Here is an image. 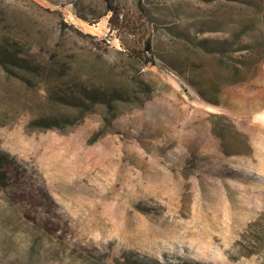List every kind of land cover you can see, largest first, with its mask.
Wrapping results in <instances>:
<instances>
[{
  "label": "rangeland",
  "instance_id": "374dc122",
  "mask_svg": "<svg viewBox=\"0 0 264 264\" xmlns=\"http://www.w3.org/2000/svg\"><path fill=\"white\" fill-rule=\"evenodd\" d=\"M0 50L41 65L0 61V264H264V163L232 114L264 77V0H0ZM71 83L121 100L83 112Z\"/></svg>",
  "mask_w": 264,
  "mask_h": 264
},
{
  "label": "trees",
  "instance_id": "16d2710c",
  "mask_svg": "<svg viewBox=\"0 0 264 264\" xmlns=\"http://www.w3.org/2000/svg\"><path fill=\"white\" fill-rule=\"evenodd\" d=\"M109 12L111 13V17L109 19V22L112 24L115 22V19L119 17L120 11L117 7L110 6ZM90 22V21H89ZM97 21L90 22V24H95ZM204 43V47L207 43ZM202 44V42H201ZM126 52L129 55H132L131 50H133L136 53H139V49H134L130 46L126 47ZM152 50V45L148 41L146 42L145 46V52H150ZM211 50V49H210ZM0 61H11L14 64H17L20 67H24L29 69L30 71H39L41 68V65L37 62H31L30 58L28 56H22L17 51H8V50H0ZM53 70V68H52ZM71 90H68V93L64 95V97H56L61 102H68L67 98H71L72 95L76 92V97H79L81 99V103L74 104V106L79 107L83 112L87 111L88 109L95 106L97 103H111L113 100H121L119 98L120 91L118 89H107V88H100L97 86H91L88 84H80V83H71V86L69 87ZM73 92V93H72ZM72 97V98H76ZM74 102V101H73ZM70 104V103H69ZM73 104V103H71ZM222 117L229 119L226 115H222ZM74 122V119L69 115H63V116H42L33 121V124L38 127H64L66 125L71 124ZM228 126H230L235 132H238V129H236V126L230 122L227 121ZM213 130L217 131V127L213 126ZM241 133V131L239 132ZM244 137L246 136L245 133H241ZM220 136L223 135L220 133ZM225 135V134H224ZM247 147L251 148L250 143L246 141ZM12 164H10V159L8 158L7 154H5L2 150H0V187H6L8 186V182L10 181V178L12 177L10 175V172H12L11 167Z\"/></svg>",
  "mask_w": 264,
  "mask_h": 264
},
{
  "label": "crops",
  "instance_id": "0c3cea01",
  "mask_svg": "<svg viewBox=\"0 0 264 264\" xmlns=\"http://www.w3.org/2000/svg\"><path fill=\"white\" fill-rule=\"evenodd\" d=\"M249 94L250 97L243 93L241 109L232 114L239 128L249 134L254 157L261 164L264 163V77Z\"/></svg>",
  "mask_w": 264,
  "mask_h": 264
},
{
  "label": "built area",
  "instance_id": "2783aa9c",
  "mask_svg": "<svg viewBox=\"0 0 264 264\" xmlns=\"http://www.w3.org/2000/svg\"><path fill=\"white\" fill-rule=\"evenodd\" d=\"M110 30L111 29L108 28V31L105 33V42L119 49H123L121 39L116 35V31L111 32Z\"/></svg>",
  "mask_w": 264,
  "mask_h": 264
},
{
  "label": "bare ground",
  "instance_id": "6f19581e",
  "mask_svg": "<svg viewBox=\"0 0 264 264\" xmlns=\"http://www.w3.org/2000/svg\"><path fill=\"white\" fill-rule=\"evenodd\" d=\"M99 25V24H98Z\"/></svg>",
  "mask_w": 264,
  "mask_h": 264
}]
</instances>
